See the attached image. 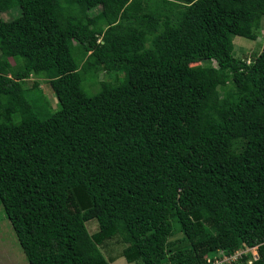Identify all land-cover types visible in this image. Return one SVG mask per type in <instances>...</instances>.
<instances>
[{
    "label": "trees",
    "instance_id": "1",
    "mask_svg": "<svg viewBox=\"0 0 264 264\" xmlns=\"http://www.w3.org/2000/svg\"><path fill=\"white\" fill-rule=\"evenodd\" d=\"M263 18L264 0H0V203L29 264H109L114 235L127 262L264 264V49L232 42Z\"/></svg>",
    "mask_w": 264,
    "mask_h": 264
},
{
    "label": "rangeland",
    "instance_id": "2",
    "mask_svg": "<svg viewBox=\"0 0 264 264\" xmlns=\"http://www.w3.org/2000/svg\"><path fill=\"white\" fill-rule=\"evenodd\" d=\"M18 8H12L4 13H2V17L6 23H12L13 18L17 15ZM90 14L94 21H99L102 17V11L100 7H96L90 11ZM256 39L249 40L245 37L234 35L232 38V42L234 45L233 55L237 58L246 59L247 62L251 61L258 53H260L264 49V18L262 20V25L260 28L255 30ZM14 35L17 37V33L14 32ZM74 43L78 48V43L74 40ZM210 66L217 67V64L214 60L206 61ZM198 62L197 64H199ZM220 75L225 77V79L229 80V72L220 71ZM100 80L112 81L113 75L111 73H107L101 71L98 75ZM33 82H37V87L33 86ZM86 83L89 84L87 80ZM22 86L28 91H35L36 89L41 90L43 96L47 101L48 110H54L57 108V98L55 93L52 91L50 85L48 84L47 79L42 76H38L33 72L29 75V77L23 81H21ZM85 83L82 82V88L88 94H92L97 90V85L94 87H85ZM85 87V88H84ZM222 94L223 91L221 88L219 89ZM182 205H184L182 203ZM88 231L91 235H94L98 232V224L96 219H90L86 222ZM204 231L211 232L214 231L212 227L207 224H203ZM150 231L149 228H145L142 230L143 233H148ZM174 234L170 238V242L172 244V248L183 247L186 242L182 239V234L177 226L174 227ZM123 242L121 241L118 235H114L110 239L104 240L103 244L100 245V248L104 254V256L109 261V264H141L136 262H127L126 259L122 256ZM251 254L255 255V248L250 249ZM241 253V250L238 251ZM238 252L234 253L231 256H225L222 260L223 262L229 261L230 264L237 260ZM245 252V251H244ZM237 255V258L235 256ZM250 262V261H248ZM0 264H29L27 258L19 244L17 237L14 233V230L10 224V221L6 217L3 207L0 203ZM237 264V263H236Z\"/></svg>",
    "mask_w": 264,
    "mask_h": 264
},
{
    "label": "built area",
    "instance_id": "3",
    "mask_svg": "<svg viewBox=\"0 0 264 264\" xmlns=\"http://www.w3.org/2000/svg\"><path fill=\"white\" fill-rule=\"evenodd\" d=\"M248 250H250V249H248ZM238 251H240V250H238ZM238 251H235L234 253H236V252H238ZM247 251V250H246ZM243 251H241V253H242ZM233 253V254H234ZM241 253H239L238 252V254L237 255H240ZM232 254V255H233ZM237 255L235 256V258H237ZM225 258V256H223L222 257V259H220V260H218V261H215L214 263H212V264H230V262L229 261H226L227 263H225V262H223L222 260ZM254 258H255V256H254Z\"/></svg>",
    "mask_w": 264,
    "mask_h": 264
},
{
    "label": "clouds",
    "instance_id": "4",
    "mask_svg": "<svg viewBox=\"0 0 264 264\" xmlns=\"http://www.w3.org/2000/svg\"><path fill=\"white\" fill-rule=\"evenodd\" d=\"M252 248H255V251H256V246H253V247H251V248H249V249H252ZM249 251H250V250H249ZM255 255H256V256H255V258H256V257H257V251L255 252ZM252 256H253V255H252ZM255 258H254V256H253L252 259H255Z\"/></svg>",
    "mask_w": 264,
    "mask_h": 264
}]
</instances>
